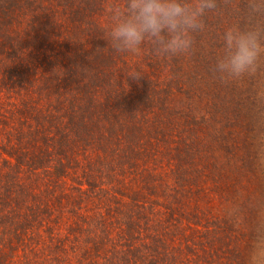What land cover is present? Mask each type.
Returning <instances> with one entry per match:
<instances>
[{
    "label": "trees",
    "instance_id": "obj_1",
    "mask_svg": "<svg viewBox=\"0 0 264 264\" xmlns=\"http://www.w3.org/2000/svg\"><path fill=\"white\" fill-rule=\"evenodd\" d=\"M91 2L77 0L76 9L85 11ZM99 2L97 9L104 11L110 21V7L105 8L103 0ZM116 2L122 4L123 0ZM260 8L259 13H253L250 0H216L215 8L203 17V29L193 32L188 53L158 56L146 45L132 65L111 48L108 31L94 24L88 29L90 35L80 38L83 41L61 43L66 51L53 58L54 67L38 62L29 69L30 79L24 80L22 74L32 88L36 83L33 97L45 94L48 98L37 102L41 105L35 107L34 114L27 110L25 117L24 104L19 114L16 110L1 122L0 264H68L66 259L70 264L187 261L190 256L175 248L184 243L182 237L175 241L167 235L172 228H184L187 221L194 227L188 218L199 231L204 213L196 199L187 206L190 203L183 198L189 195V182L172 183L165 172L182 171L183 176L192 173L204 181L216 172L215 151L228 148L224 141L235 135L232 129L251 131L255 111L264 110L253 107L255 91L252 94L248 88L238 87L245 82L246 74L222 78L213 70L223 52V32L230 27H264V5ZM72 10L68 13L69 24L81 16L71 14ZM48 32L46 39L60 34L52 33L51 28ZM133 66L144 71L143 78L126 77ZM187 83L194 88L195 100L191 97L188 105L172 109L168 99ZM99 84L105 86L101 99L97 98L99 103L83 96L84 90L92 94L91 87ZM117 87L122 92H117ZM175 114L180 120L173 123ZM211 123L216 127L208 131ZM173 124L178 125L173 128ZM203 129L210 133L205 137L201 133L195 140V131ZM186 130L195 134H186ZM237 141L231 143L243 147L247 144V140ZM201 186L206 188V195L216 191L222 203L221 190L225 186ZM71 201L72 220L88 228L96 223L81 235L88 244L82 245L73 234L75 246L69 245V234L61 235L51 228L58 212L67 209ZM211 204L207 223L213 228L203 229L206 238H211L186 239L184 245L217 242L215 246L200 245L201 252L227 257L235 250L226 231H232L231 219L221 218L219 204ZM121 214L125 219L113 227Z\"/></svg>",
    "mask_w": 264,
    "mask_h": 264
},
{
    "label": "rangeland",
    "instance_id": "obj_2",
    "mask_svg": "<svg viewBox=\"0 0 264 264\" xmlns=\"http://www.w3.org/2000/svg\"><path fill=\"white\" fill-rule=\"evenodd\" d=\"M76 1L77 0H0V126L1 122L4 121L5 118L10 117L16 110L19 114L18 109L23 108L24 104L27 106L25 105L22 110L25 112L24 116L27 117V110H30V113L34 114L36 112L35 107L40 108L41 105L37 104V102H42V100L47 101L48 97L45 94L40 95L38 99L33 97V95H35V91L33 90L34 87L32 88L29 83H25L24 81L27 80V78L30 79L29 69L31 66L39 62L44 63V66L50 64V67H54L53 62H55V60L53 58L60 56L61 52L66 51L65 46L61 43L69 42L72 39L82 40L80 38L87 37L89 34L88 29L93 27L94 24L104 31H109L110 21H107V14L97 9L99 5L98 2H102V0H92L90 8L85 9V11L76 9ZM101 2L99 3H103V6L107 9H109L111 4L117 3L116 0H103V2ZM64 3L68 4L66 8L62 7ZM92 6L94 9L91 11ZM70 10H72L71 14H79L81 16H77L76 20L69 24L68 13ZM49 28L53 31L52 33L57 32L60 34L52 36L53 39H46L45 37L49 35ZM42 43L43 46L41 45ZM38 47L42 48L38 49L39 52L37 53L36 49ZM90 48L91 47L88 49ZM116 55H121L122 59L126 58L128 65H132L133 63L136 64L137 62L136 54L117 53ZM139 55H141V53H139ZM50 59L53 60L50 61ZM116 65H118V63H115V67ZM136 70L140 71V69ZM140 72L143 74L144 71ZM22 74L24 80L21 77ZM245 78V82L240 83L238 87H241V90L248 88L252 94H254L255 91L257 96L254 98L256 103L253 107L254 109H258L259 107L264 109V53L259 57L257 70L254 73L246 74ZM86 80L88 79H84V81ZM98 80H100V78H98ZM34 86V89H36V83ZM190 86L191 85L187 83L185 84V88L183 87L180 92H176V90L173 91L170 100L168 99L169 107L175 109L180 104L188 105L191 97L195 100L194 88ZM103 88H105L104 84L93 86L91 87L93 93L90 94L87 90H84L83 96H87L90 100L92 98L97 99L98 97L101 99ZM117 92L122 91L117 87ZM100 99L95 100L94 103H99ZM199 105H201V103ZM255 113L256 115L252 118L251 131L247 130L241 133L240 131H236L237 128L232 129L231 132H235V135L234 133L231 134L230 139L227 138L224 141L225 146L228 148L216 149L218 168L216 172L204 177V181H201L192 173H186L185 176H183L182 171L165 172L166 176H170V181H172V183L189 182L191 187L189 189L190 192L188 191L189 195L187 194L186 197L183 198L187 199L190 203V205L187 206H191L196 199L204 213L200 222L199 231L197 230L198 228L195 227L192 218H188L190 224L194 227H190L187 221L184 228H172L167 235V239L172 237L175 241V238L179 241V238L182 237L184 241L180 247L175 246V248L177 247V252H183L184 255L190 256L187 261L184 260L181 264H249V257L255 243L256 232L259 228H264V110L260 108L255 111ZM175 116L176 117H172V120H174L173 123L179 122L180 120L178 119V115L175 114ZM246 120H248L249 124L250 117H247ZM11 124L12 121L7 125L12 127ZM177 125L178 124H173V128H176ZM215 125L216 124L211 123L207 127V130L209 131ZM185 127L186 125L184 124V128ZM207 130L203 129L201 130L202 132L195 131V133L197 132V136L194 137V139L197 140L201 133L203 137H205L210 133ZM186 131L187 132L184 133L191 136L195 134L189 133L188 130ZM231 140H239L237 141L238 143H240L241 140H247V144L243 147L241 144H232ZM185 177H187V179ZM156 178V181L160 179L158 175ZM102 181H105V179H102ZM202 183H219V185L221 183V186H225L224 188L226 190H224V188L221 190L223 193V196H221L222 203H220L216 191L211 190L209 194L206 195V188L201 186ZM228 184L230 187H226ZM175 191L176 188L173 192L171 191V193L174 194ZM209 198L212 200H208ZM72 202L73 201L70 202L67 209L64 208L58 212L53 222L50 223L51 228H53L56 233L60 231L61 235L69 234L71 238L66 240V243L69 245L70 243H74L75 246L74 237H76L82 245L88 244V241L81 235H84L87 230L93 229L96 223L92 222V227L90 226L91 228H88L89 226H85V223L81 224L76 220H72L70 212ZM94 203L98 205L96 202ZM211 203L216 206L219 204L221 218L228 217L231 219L230 224L232 231L228 229L226 231L230 232L229 235H231V237H229V239L233 240L231 245L233 246L235 244V250L228 252L227 257L223 253H214L210 255V253L201 252L200 245L215 246L217 242L209 241L207 243L201 242L196 245H184L186 239H203L207 241L211 238H206L208 236L203 233V229L213 228L207 223V221L211 219L207 217L210 214V210L213 208ZM96 216L99 218L98 213ZM116 217L118 218L113 227H115V225L119 226L118 221L125 219L122 214ZM201 225H205V227ZM71 228L72 230H70ZM113 231L116 232V228H113ZM73 234H75L74 237H72ZM68 249L71 250V246H68ZM195 252L198 253L192 255ZM173 256L175 257L176 255L174 254ZM65 261L70 264L67 259Z\"/></svg>",
    "mask_w": 264,
    "mask_h": 264
},
{
    "label": "clouds",
    "instance_id": "obj_3",
    "mask_svg": "<svg viewBox=\"0 0 264 264\" xmlns=\"http://www.w3.org/2000/svg\"><path fill=\"white\" fill-rule=\"evenodd\" d=\"M264 0H250L253 13L261 11ZM216 0H123L110 6L108 37L117 53H141L150 46L158 56L188 53L193 32L203 29L206 11L214 9ZM264 27L242 30L227 28L222 34L223 52L217 57L214 71L222 78H239L257 70L264 53ZM143 74L136 69L126 77L138 80ZM249 264H264V228H259L249 257Z\"/></svg>",
    "mask_w": 264,
    "mask_h": 264
}]
</instances>
